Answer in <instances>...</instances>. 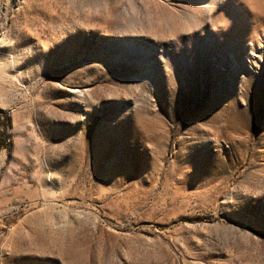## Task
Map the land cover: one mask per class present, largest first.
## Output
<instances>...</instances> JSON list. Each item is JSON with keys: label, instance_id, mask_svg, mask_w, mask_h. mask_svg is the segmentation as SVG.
Instances as JSON below:
<instances>
[{"label": "rangeland", "instance_id": "1", "mask_svg": "<svg viewBox=\"0 0 264 264\" xmlns=\"http://www.w3.org/2000/svg\"><path fill=\"white\" fill-rule=\"evenodd\" d=\"M0 264H264V0H0Z\"/></svg>", "mask_w": 264, "mask_h": 264}]
</instances>
